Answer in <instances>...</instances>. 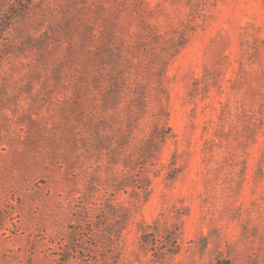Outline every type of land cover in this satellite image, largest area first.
<instances>
[{
    "label": "rangeland",
    "instance_id": "obj_1",
    "mask_svg": "<svg viewBox=\"0 0 264 264\" xmlns=\"http://www.w3.org/2000/svg\"><path fill=\"white\" fill-rule=\"evenodd\" d=\"M0 264H264V0H0Z\"/></svg>",
    "mask_w": 264,
    "mask_h": 264
}]
</instances>
